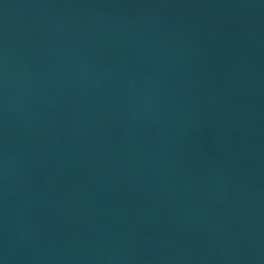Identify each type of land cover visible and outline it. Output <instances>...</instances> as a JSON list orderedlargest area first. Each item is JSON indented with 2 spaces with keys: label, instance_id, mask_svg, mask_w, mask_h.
Returning a JSON list of instances; mask_svg holds the SVG:
<instances>
[{
  "label": "water",
  "instance_id": "1",
  "mask_svg": "<svg viewBox=\"0 0 264 264\" xmlns=\"http://www.w3.org/2000/svg\"><path fill=\"white\" fill-rule=\"evenodd\" d=\"M0 264H264V0H0Z\"/></svg>",
  "mask_w": 264,
  "mask_h": 264
}]
</instances>
